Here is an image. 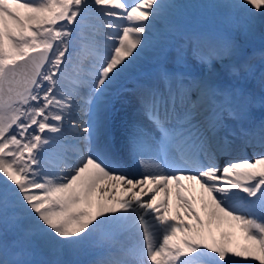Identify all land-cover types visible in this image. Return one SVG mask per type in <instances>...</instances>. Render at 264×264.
Here are the masks:
<instances>
[{"label": "snow or ice", "instance_id": "obj_1", "mask_svg": "<svg viewBox=\"0 0 264 264\" xmlns=\"http://www.w3.org/2000/svg\"><path fill=\"white\" fill-rule=\"evenodd\" d=\"M206 6L226 36L178 0H0V264H264V0Z\"/></svg>", "mask_w": 264, "mask_h": 264}, {"label": "rangeland", "instance_id": "obj_2", "mask_svg": "<svg viewBox=\"0 0 264 264\" xmlns=\"http://www.w3.org/2000/svg\"><path fill=\"white\" fill-rule=\"evenodd\" d=\"M210 0H178V2L182 5H186V7H183L180 9L177 13H175V24L176 26L181 29L183 32H187L190 29H199L201 28L200 32H212V33H218L221 35H227L229 31L232 29V22L231 17L228 13H219L216 8L213 7H207L206 5H211ZM93 19H90L89 25L90 27H94L96 32L91 34L84 31V38L81 41V44L84 46V51L81 53L83 59V66L86 68L88 67L92 55H89L91 52L93 54V48L91 45V42L88 40L93 39H101L102 37L98 35V33L104 31V29H100L96 27L97 21ZM89 28V27H87ZM177 39H180L179 36H177ZM87 40V41H84ZM79 47V45H78ZM263 49H254L252 47H249L247 49V52L250 54H255V61L259 59L260 53ZM125 105L122 103V101H118L115 104V110L112 115V119L116 118V116L119 114L121 110L124 111ZM80 116H84L83 113L79 114ZM86 118V117H84ZM114 121L112 120V124ZM111 124V127H112ZM70 141V140H69ZM68 142V141H67ZM199 186H195V188ZM193 194L192 190L189 193H186V195ZM163 199V194L159 197H157V200ZM172 212L174 214V211L177 208V201L175 197V191L173 192L172 196ZM199 211V209L197 210ZM183 213V211H182Z\"/></svg>", "mask_w": 264, "mask_h": 264}, {"label": "bare ground", "instance_id": "obj_3", "mask_svg": "<svg viewBox=\"0 0 264 264\" xmlns=\"http://www.w3.org/2000/svg\"><path fill=\"white\" fill-rule=\"evenodd\" d=\"M201 1H203V0H201ZM208 2H210L211 4H213V3H220V2H222V0H210V1H208ZM216 9H217V11H218L219 13H221V12H222V13H228L227 10H223V9H219V8H216ZM228 14H229V13H228ZM94 21H95V20H94ZM200 29H201V28L196 29V30H194V29H190V30H188L186 33L200 32V31H201ZM84 31L87 32V33H91V34H93V33L96 32V30H95L94 27L85 28ZM93 35H94V34H93ZM185 39H186V37H185ZM84 41H87V40H84ZM88 41L91 42L92 40H88ZM243 46H244V48H245L246 51H247V49H248L249 47H252V48H254V49H263V48H264V38H262L261 35H260V33H259V31H257V33H256L254 36H252V37H250V38H247V39H243ZM151 53H152V50L149 49V55L144 57L145 66H147V64L154 63V59H153ZM89 55H92V53L90 52ZM254 63H256V64L258 65V64H259V59H258L257 61H255ZM130 115H131V109L125 105V109H124V111L121 110V111L119 112V114L116 116V118L112 119V120L114 121V123L112 124L111 130H112L113 137L115 138V141H116V143H117L118 146L120 145V143H121V141H122V136H121V123H122V121H123L124 119L129 118ZM260 115H261V113L259 112V110H257V111L255 112V116H256L257 118H259ZM79 116H80V115H79ZM79 116H78V118H79ZM66 143H67L69 146H71V144L73 143V141H71V140L69 141V140H68V142L66 141ZM249 153H250V150H249ZM185 183L187 184V182H185ZM197 189H198V187L192 189L193 194H190V195L188 194V195H189L190 197H193V196H194V197L197 198L196 209H197V210L199 209V212H200L201 216H204L205 213H204V211H203V207H202V205L199 203V200H198L199 195H200V190L198 191ZM174 191H175V190H173V192H174ZM120 195H123V193L121 192ZM176 211H177V208H176V210L174 211V214H175ZM180 211H181V215H183V213H182L183 210L180 209ZM185 220H186L188 223H193V221L187 220L186 217H185ZM232 231H233L232 229H230L227 225H225L224 228H223L222 230L216 232V236H217V238L219 239V238H220V235H221L222 232H229V233H230V232H232ZM235 238H236L240 243H243V242H244L243 239H242V234L239 233L238 230H237L236 233H235Z\"/></svg>", "mask_w": 264, "mask_h": 264}]
</instances>
